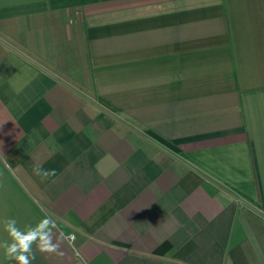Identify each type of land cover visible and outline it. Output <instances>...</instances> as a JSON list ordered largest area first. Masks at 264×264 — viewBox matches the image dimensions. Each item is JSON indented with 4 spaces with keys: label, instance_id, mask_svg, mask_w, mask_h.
Here are the masks:
<instances>
[{
    "label": "crops",
    "instance_id": "1",
    "mask_svg": "<svg viewBox=\"0 0 264 264\" xmlns=\"http://www.w3.org/2000/svg\"><path fill=\"white\" fill-rule=\"evenodd\" d=\"M25 261L264 264V0H0V264Z\"/></svg>",
    "mask_w": 264,
    "mask_h": 264
},
{
    "label": "rangeland",
    "instance_id": "2",
    "mask_svg": "<svg viewBox=\"0 0 264 264\" xmlns=\"http://www.w3.org/2000/svg\"><path fill=\"white\" fill-rule=\"evenodd\" d=\"M72 22H64L62 24H60V26H58V28L62 29L64 32H66L67 27L70 29L71 28ZM66 36V34H65ZM66 45H68V41L67 39H63L62 42H58L56 43V45L53 48L58 49V51H53L52 53H49V56L51 58V62L53 63V67L57 66L59 67L61 74L65 75V76H70L73 72L75 74V72H77L76 69L72 68L73 64L76 66L77 63V59L75 54L71 53L69 49H67ZM63 46V47H62ZM58 47H62V48H58ZM52 48V49H53ZM63 49V53H61L59 50ZM58 75V74H57Z\"/></svg>",
    "mask_w": 264,
    "mask_h": 264
},
{
    "label": "built area",
    "instance_id": "3",
    "mask_svg": "<svg viewBox=\"0 0 264 264\" xmlns=\"http://www.w3.org/2000/svg\"><path fill=\"white\" fill-rule=\"evenodd\" d=\"M69 236H74L75 239H76V234H75V233L64 234V238L66 239V241H67L70 245H73L74 242H75V240L70 242V241L68 240V237H69Z\"/></svg>",
    "mask_w": 264,
    "mask_h": 264
},
{
    "label": "clouds",
    "instance_id": "4",
    "mask_svg": "<svg viewBox=\"0 0 264 264\" xmlns=\"http://www.w3.org/2000/svg\"><path fill=\"white\" fill-rule=\"evenodd\" d=\"M68 240L71 242V241H74L75 240V237L74 236H69L68 237ZM54 247V246H53ZM25 264H27V261H25Z\"/></svg>",
    "mask_w": 264,
    "mask_h": 264
}]
</instances>
